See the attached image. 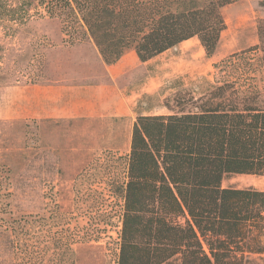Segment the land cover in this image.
<instances>
[{
  "label": "trees",
  "instance_id": "1",
  "mask_svg": "<svg viewBox=\"0 0 264 264\" xmlns=\"http://www.w3.org/2000/svg\"><path fill=\"white\" fill-rule=\"evenodd\" d=\"M235 1L0 0V25L56 19L65 41L91 39L106 63L128 48L146 61L194 37L211 56L221 10ZM257 32L258 44L213 63L204 90L178 89L163 99L166 113L136 115L122 179L108 189L119 201L109 264H264V189L222 185L264 176V19ZM6 186L0 264H75L73 245L99 240L108 224L104 201L84 209L82 224L57 209L15 215Z\"/></svg>",
  "mask_w": 264,
  "mask_h": 264
},
{
  "label": "rangeland",
  "instance_id": "2",
  "mask_svg": "<svg viewBox=\"0 0 264 264\" xmlns=\"http://www.w3.org/2000/svg\"><path fill=\"white\" fill-rule=\"evenodd\" d=\"M221 12L225 29L214 53L207 56L195 37L165 52L155 62L158 66L153 68L156 72L162 70L158 78L160 85L138 99L136 115L166 113L162 106L165 97L181 88L204 90L218 75L213 63L258 44L257 25L264 19V0H236L224 6ZM58 24L56 19L34 17L21 25L9 22L0 25V87L48 78L46 55L48 48L54 45L48 34ZM66 42L79 41L67 38ZM134 120L0 117V171L5 177L0 182L11 192L7 201L15 215L28 212L49 215L51 210L57 209L82 224L86 220L82 213L88 205L96 208L102 201L108 205V224H102L101 238L73 245L75 264H109L111 261L107 242L116 236L115 211L119 201L108 189L111 182L122 179L120 158L128 152ZM113 163L118 164L117 169L110 166ZM222 185L264 189V176L235 174L226 177Z\"/></svg>",
  "mask_w": 264,
  "mask_h": 264
},
{
  "label": "crops",
  "instance_id": "3",
  "mask_svg": "<svg viewBox=\"0 0 264 264\" xmlns=\"http://www.w3.org/2000/svg\"><path fill=\"white\" fill-rule=\"evenodd\" d=\"M48 36L54 43L46 55L48 78L1 86V118L135 119L138 99L160 85L158 78L162 70L154 71L158 66L155 62L177 46L146 61H141L134 49L128 48L114 62L106 63L91 39L67 43L59 24Z\"/></svg>",
  "mask_w": 264,
  "mask_h": 264
},
{
  "label": "bare ground",
  "instance_id": "4",
  "mask_svg": "<svg viewBox=\"0 0 264 264\" xmlns=\"http://www.w3.org/2000/svg\"><path fill=\"white\" fill-rule=\"evenodd\" d=\"M238 11V10H237ZM223 12V11H222ZM236 13V12H235ZM238 14V13H237ZM235 17V16H234ZM231 18V17H230ZM235 31V30H234ZM235 33V32H234ZM194 56H196V55H194ZM197 57H195V59H196ZM193 59V58H192ZM181 61H183V60H181ZM203 62V61H202ZM177 63V62H176ZM193 63V62H192ZM200 63V62H199ZM175 64V63H174ZM186 64V63H185ZM188 64V63H187ZM177 65V64H176ZM191 65V64H190ZM201 64H199V66H200ZM203 65V64H202ZM178 66V65H177ZM176 66V67H177ZM183 66V65H182ZM185 66V65H184ZM198 66V65H197ZM180 67V66H179ZM194 67H195V65H194ZM174 68H175V65H174ZM173 68V69H174ZM182 69V68H181ZM185 69V68H184ZM193 69V68H192ZM198 69H199V67H198ZM204 69V68H203ZM180 70V69H179ZM190 74V73H189Z\"/></svg>",
  "mask_w": 264,
  "mask_h": 264
}]
</instances>
